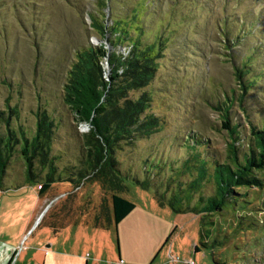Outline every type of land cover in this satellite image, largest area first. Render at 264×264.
I'll return each mask as SVG.
<instances>
[{"label": "rangeland", "instance_id": "374dc122", "mask_svg": "<svg viewBox=\"0 0 264 264\" xmlns=\"http://www.w3.org/2000/svg\"><path fill=\"white\" fill-rule=\"evenodd\" d=\"M114 19L142 45L161 47L149 83L129 93L134 99L143 91L151 94L147 112L159 126L116 151L126 186L117 194L135 204L117 224L111 194L90 180L91 171L78 185L70 180L86 167L89 126L76 122L62 99L77 49L105 42L108 52L125 57L131 51L128 40L112 46L101 39L96 24L108 27ZM100 63L108 79L111 65L105 57ZM9 105L18 109L12 125L28 136L35 132L38 107L55 119L51 155L58 191L18 251L56 239L58 248L97 257L99 264H264V167L262 185L238 194L246 204L216 213L197 207L200 196L214 192L215 164L226 163L236 143L222 124L226 115L237 126L240 160L254 143L252 129L264 130V0H0V110ZM18 150L19 145L0 175V191L26 182ZM33 169L36 181L26 182L32 190L47 174L37 160ZM21 195L15 201L5 196L7 208L17 204L13 216L28 207L26 201L19 206ZM33 195L34 190L28 204ZM97 216L106 227L95 225ZM17 220L11 218V228ZM53 220L56 227L84 222L53 237ZM43 232L49 237H41ZM11 236L0 226V238ZM16 258L17 253L9 264Z\"/></svg>", "mask_w": 264, "mask_h": 264}, {"label": "trees", "instance_id": "16d2710c", "mask_svg": "<svg viewBox=\"0 0 264 264\" xmlns=\"http://www.w3.org/2000/svg\"><path fill=\"white\" fill-rule=\"evenodd\" d=\"M96 26L100 30L101 39L105 38L104 40L112 46L128 40L132 48L124 57L113 51L108 52L105 42H102L98 46L90 44L79 48L75 53L63 84L62 99L74 120L86 123L89 130L84 135L86 167L79 169L74 175L77 177L71 176L70 180L78 185L79 180L81 182L86 175V170L91 171L93 174L90 175V180L98 182L111 194L112 218L117 224L135 208V204L117 194L124 191L126 186L118 168L116 151L122 147V143L130 145L135 139L150 135L159 126L157 116L147 112L151 94L143 91L134 99L129 93L132 90H140L149 83L157 68L161 47L152 43L142 45L140 40L133 37L126 26L116 19L108 27L103 23ZM103 57L107 58L111 65L108 79L100 63ZM238 69L241 79L245 73L243 67ZM246 81L243 86H246ZM8 109L0 110V175L5 171L16 146L19 145L18 151L25 164V181H36L33 162L37 160L43 169H47L45 180L39 184V190L47 192L57 180L53 177L55 165L51 155L55 119L45 107H38L35 111V132L28 136L22 129H16L12 125L13 117L17 118L18 109L10 105ZM226 118L227 121L223 120L222 124L237 143V126L231 127L227 115ZM252 134L254 143L243 153L242 160L235 143L229 146L230 153L226 163L213 162L215 189L212 194L200 196L197 200L200 212L216 213L229 206L237 208L239 203H247L238 196L239 192L245 191L246 187L262 185L259 172L264 167V130L252 129ZM105 209L109 216V208ZM110 217L108 224L112 221ZM94 223L96 226L106 227L98 216L95 217ZM57 229L55 227V230Z\"/></svg>", "mask_w": 264, "mask_h": 264}, {"label": "crops", "instance_id": "0c3cea01", "mask_svg": "<svg viewBox=\"0 0 264 264\" xmlns=\"http://www.w3.org/2000/svg\"><path fill=\"white\" fill-rule=\"evenodd\" d=\"M36 187L34 190L35 195L32 196V202L28 204L27 202V196H30L33 194V190L31 187L27 186V183L19 184L14 187H5L2 188V191H0V204L4 205L3 212L5 213V217L3 220H1L0 226H2V229L6 230L8 232H13V236L9 239H2L0 238V264L4 262V264H9L12 257L17 253V258L15 260L14 264H99L100 260L99 258L95 257L91 260H88L87 257L81 253L76 252L73 248H64L60 249L57 247L58 242L55 240L51 241L50 244L42 245L38 244L35 245L33 249L23 248L20 251H18V247L20 245V242L22 241L23 237H25L26 233L29 231L33 225L38 221L39 216L44 210V205L47 201L50 200V194L54 191H58L56 188V184H52V187L47 192H41L39 190V182L36 183ZM68 191L60 192L59 195L65 194ZM24 195H21L23 194ZM19 195L22 196L24 201H21L19 206L23 202L28 206L23 211L19 210L15 212L16 214L13 216V213L17 207L13 208V203H9L8 208L6 207V201H4L5 196L11 197V201L17 200L16 197ZM31 206V207H29ZM133 211V210H132ZM132 211L127 214L122 220H125L127 216H129ZM11 218L18 219L16 222V226L11 228L10 226V220ZM58 220V219H57ZM78 222V220H76ZM72 221L68 224L65 223L63 226L58 227L55 231V234L53 237H61V232L64 231V227L68 225H78L83 223ZM88 223L89 221H85ZM50 225L56 227L53 223ZM69 230V229H67ZM41 237H49L47 236V233L43 232L40 234ZM44 246V247H43Z\"/></svg>", "mask_w": 264, "mask_h": 264}, {"label": "built area", "instance_id": "2783aa9c", "mask_svg": "<svg viewBox=\"0 0 264 264\" xmlns=\"http://www.w3.org/2000/svg\"><path fill=\"white\" fill-rule=\"evenodd\" d=\"M188 263L193 264V261H189Z\"/></svg>", "mask_w": 264, "mask_h": 264}]
</instances>
